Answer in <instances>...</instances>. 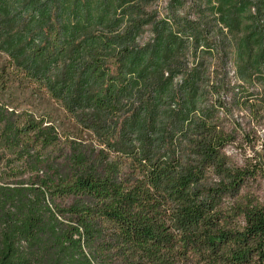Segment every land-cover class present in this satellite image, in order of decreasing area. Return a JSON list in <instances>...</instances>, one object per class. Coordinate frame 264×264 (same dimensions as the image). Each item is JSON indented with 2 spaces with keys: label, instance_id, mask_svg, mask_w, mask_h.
I'll list each match as a JSON object with an SVG mask.
<instances>
[{
  "label": "trees",
  "instance_id": "trees-1",
  "mask_svg": "<svg viewBox=\"0 0 264 264\" xmlns=\"http://www.w3.org/2000/svg\"><path fill=\"white\" fill-rule=\"evenodd\" d=\"M107 1L125 25L82 33L88 0H0V49L73 118L0 104V264H264V0Z\"/></svg>",
  "mask_w": 264,
  "mask_h": 264
},
{
  "label": "rangeland",
  "instance_id": "rangeland-1",
  "mask_svg": "<svg viewBox=\"0 0 264 264\" xmlns=\"http://www.w3.org/2000/svg\"><path fill=\"white\" fill-rule=\"evenodd\" d=\"M260 1L263 0H255L254 2L252 1L254 6L252 7L251 10L249 9L244 13L242 17L244 19L243 23L245 22L248 25L252 24V22L249 20V16L250 15L253 16L254 14H256L258 9V5L256 4ZM169 2L170 0H157L155 2V6L153 7V9L159 12V19L162 20L164 17H166V9L168 7ZM209 2H211L210 4L211 8H217L218 6L225 7L224 1H221L222 3L221 2L217 3V0H195L194 2L192 0L179 1L178 5L176 6V11L178 12L181 23H185L186 20L197 19L200 16L211 17L212 14L211 9L204 8L203 5L201 8L198 7V9H196V7L201 5L202 3L207 4ZM88 4H89L90 13L85 15L84 11L82 10V14H80L82 16V21L78 28L79 31H81L82 33H90V32L92 33L97 30H102L110 22H113L115 18H119V20H123L120 17V10L117 8L115 2L112 1L105 2V0H88ZM11 7L12 9L10 7L9 8L7 7L5 11L6 12L5 15L0 13V48L2 47L1 44L4 40L3 29L5 28V26H7L10 18L17 19V18H21V16H24L23 11H21L23 10L22 6H20V8L17 9L16 11L13 10V6ZM227 7L228 6H226L225 8ZM78 9L81 10V5L78 6ZM259 10L261 13L260 22L264 25V4L259 6ZM105 16H107V19L104 20V25L103 26L99 25V19L104 18ZM125 23L126 20L124 19L122 21L121 28L125 25ZM151 31H152L151 26L146 27L140 34L138 38V42L146 43L147 41L151 40L153 35ZM90 49L91 48H87L86 50L88 51ZM25 54L26 53H24L20 57L21 61L26 56ZM9 61H10L9 54L5 53L3 49H0V68H2L3 66L7 67V73L10 75V78L12 80V83L10 84V88L8 87L9 89H7L4 92L0 91V104L6 106L9 110L16 111L20 115L34 114L37 117L53 116L52 118H56L57 120H61L72 126L73 124L70 122L73 121V118L66 113L62 103L56 101L55 99H52L46 89L40 88L38 85L36 86L32 83H29V79H27L28 72L24 67L26 64H23V61L22 63H20V65L17 62L12 64ZM262 70H264V67ZM231 76L233 78V82L238 83L235 79V70L233 64H231ZM249 92L250 94L259 93L263 95L264 82L261 81L260 84H255L253 87H249ZM259 136H260V144L264 145V128L260 131ZM260 151H262V149H260ZM229 152L231 155L236 154V151L234 149H231ZM237 159H240V156H237ZM4 164L6 163L5 162L0 163V168H4L1 167ZM263 187H264V183H263ZM262 199L264 201V195Z\"/></svg>",
  "mask_w": 264,
  "mask_h": 264
}]
</instances>
